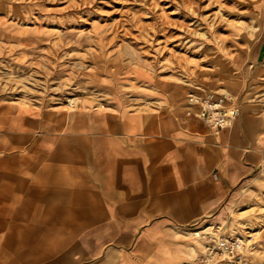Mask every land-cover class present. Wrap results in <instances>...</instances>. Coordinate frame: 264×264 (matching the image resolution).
<instances>
[{
	"label": "crops",
	"instance_id": "0c3cea01",
	"mask_svg": "<svg viewBox=\"0 0 264 264\" xmlns=\"http://www.w3.org/2000/svg\"><path fill=\"white\" fill-rule=\"evenodd\" d=\"M258 8L222 91L199 87L240 104L217 134L196 117L191 89L149 71L135 77L143 102L49 107L0 94V264L196 263L191 229L226 223L264 180V1ZM3 32L0 42L32 40Z\"/></svg>",
	"mask_w": 264,
	"mask_h": 264
},
{
	"label": "rangeland",
	"instance_id": "374dc122",
	"mask_svg": "<svg viewBox=\"0 0 264 264\" xmlns=\"http://www.w3.org/2000/svg\"><path fill=\"white\" fill-rule=\"evenodd\" d=\"M260 1L0 0L3 35L32 37L0 42V94L49 107L101 105L123 95L143 102L148 90L137 84L140 71L187 90L212 81L222 91L234 52L255 34ZM261 184L221 223L256 245L254 264H264ZM195 238L200 264L204 247Z\"/></svg>",
	"mask_w": 264,
	"mask_h": 264
},
{
	"label": "built area",
	"instance_id": "2783aa9c",
	"mask_svg": "<svg viewBox=\"0 0 264 264\" xmlns=\"http://www.w3.org/2000/svg\"><path fill=\"white\" fill-rule=\"evenodd\" d=\"M188 99L190 105L196 108V117L210 127L215 134L231 127L241 113L237 98L228 91L219 92L199 88L189 91ZM191 230L203 243L204 251L200 264L211 262L254 264L250 254L256 245L247 246L246 242L249 244L250 239L239 234L227 233L221 223L194 226ZM248 234L250 237L251 234Z\"/></svg>",
	"mask_w": 264,
	"mask_h": 264
},
{
	"label": "bare ground",
	"instance_id": "6f19581e",
	"mask_svg": "<svg viewBox=\"0 0 264 264\" xmlns=\"http://www.w3.org/2000/svg\"><path fill=\"white\" fill-rule=\"evenodd\" d=\"M251 234V233H250Z\"/></svg>",
	"mask_w": 264,
	"mask_h": 264
}]
</instances>
